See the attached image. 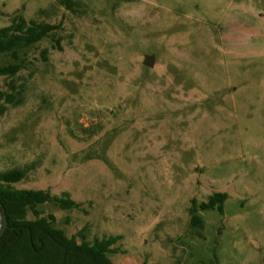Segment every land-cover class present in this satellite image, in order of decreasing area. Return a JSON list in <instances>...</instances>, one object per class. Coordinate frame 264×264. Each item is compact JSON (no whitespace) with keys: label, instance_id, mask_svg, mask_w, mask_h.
I'll list each match as a JSON object with an SVG mask.
<instances>
[{"label":"rangeland","instance_id":"1","mask_svg":"<svg viewBox=\"0 0 264 264\" xmlns=\"http://www.w3.org/2000/svg\"><path fill=\"white\" fill-rule=\"evenodd\" d=\"M18 17L58 28L0 59L22 67L12 187L68 193L37 210L79 244L120 237L113 264H264V0H0V28Z\"/></svg>","mask_w":264,"mask_h":264},{"label":"trees","instance_id":"2","mask_svg":"<svg viewBox=\"0 0 264 264\" xmlns=\"http://www.w3.org/2000/svg\"><path fill=\"white\" fill-rule=\"evenodd\" d=\"M57 28L48 23L26 21L23 17L13 19L10 25L0 28V59L7 55L17 59L21 48L40 42ZM21 68L17 63L0 66V77L11 80L8 82L9 91L3 90L0 84L1 114L8 105L16 107L23 101L22 93L13 81ZM29 172V167L0 172V209L5 211L8 220V229L0 240V264H113L109 254L115 252L112 247L120 237L96 238L93 243L81 244L76 236L68 237L64 230L55 227L54 215L42 216L37 207L53 203L61 210H73L81 205L68 193L55 196L49 191L12 187L26 179ZM227 199L226 193H215L198 208L223 213ZM29 212L36 216L35 220L27 218ZM197 213L196 207L191 209V226L195 230L203 228V219Z\"/></svg>","mask_w":264,"mask_h":264},{"label":"water","instance_id":"3","mask_svg":"<svg viewBox=\"0 0 264 264\" xmlns=\"http://www.w3.org/2000/svg\"><path fill=\"white\" fill-rule=\"evenodd\" d=\"M143 64L148 68H153L155 66V57L150 55L144 56ZM0 240L8 229V220L5 214V211L0 209Z\"/></svg>","mask_w":264,"mask_h":264}]
</instances>
